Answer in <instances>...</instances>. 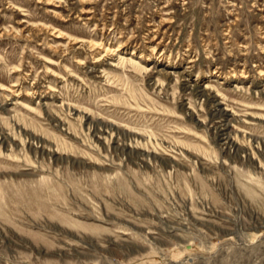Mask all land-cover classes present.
I'll return each mask as SVG.
<instances>
[{
  "label": "rangeland",
  "instance_id": "obj_1",
  "mask_svg": "<svg viewBox=\"0 0 264 264\" xmlns=\"http://www.w3.org/2000/svg\"><path fill=\"white\" fill-rule=\"evenodd\" d=\"M0 264H264V0H0Z\"/></svg>",
  "mask_w": 264,
  "mask_h": 264
}]
</instances>
